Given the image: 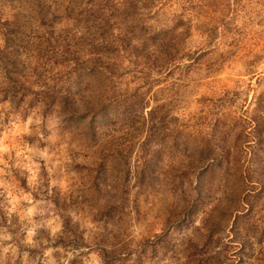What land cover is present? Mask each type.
<instances>
[{
    "label": "rangeland",
    "instance_id": "rangeland-1",
    "mask_svg": "<svg viewBox=\"0 0 264 264\" xmlns=\"http://www.w3.org/2000/svg\"><path fill=\"white\" fill-rule=\"evenodd\" d=\"M0 264H264V0H0Z\"/></svg>",
    "mask_w": 264,
    "mask_h": 264
}]
</instances>
